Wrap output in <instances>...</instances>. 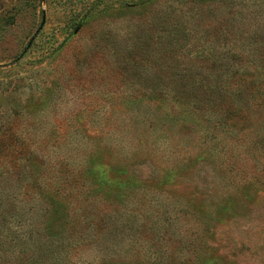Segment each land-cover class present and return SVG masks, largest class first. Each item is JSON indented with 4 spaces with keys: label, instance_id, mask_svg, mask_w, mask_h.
Here are the masks:
<instances>
[{
    "label": "rangeland",
    "instance_id": "1",
    "mask_svg": "<svg viewBox=\"0 0 264 264\" xmlns=\"http://www.w3.org/2000/svg\"><path fill=\"white\" fill-rule=\"evenodd\" d=\"M0 264H264V0H0Z\"/></svg>",
    "mask_w": 264,
    "mask_h": 264
},
{
    "label": "trees",
    "instance_id": "2",
    "mask_svg": "<svg viewBox=\"0 0 264 264\" xmlns=\"http://www.w3.org/2000/svg\"><path fill=\"white\" fill-rule=\"evenodd\" d=\"M251 87H254V84H252Z\"/></svg>",
    "mask_w": 264,
    "mask_h": 264
},
{
    "label": "water",
    "instance_id": "3",
    "mask_svg": "<svg viewBox=\"0 0 264 264\" xmlns=\"http://www.w3.org/2000/svg\"><path fill=\"white\" fill-rule=\"evenodd\" d=\"M38 32H39V31H38ZM38 32H37V34H38ZM33 40H34V39H33ZM30 45H31V43H30ZM30 45H29V46H30Z\"/></svg>",
    "mask_w": 264,
    "mask_h": 264
}]
</instances>
